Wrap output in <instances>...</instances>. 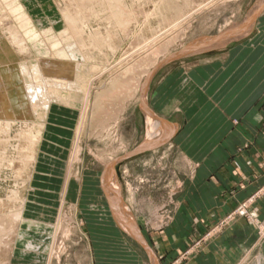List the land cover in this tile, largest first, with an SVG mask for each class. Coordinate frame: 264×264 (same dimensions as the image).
<instances>
[{
	"label": "rangeland",
	"instance_id": "374dc122",
	"mask_svg": "<svg viewBox=\"0 0 264 264\" xmlns=\"http://www.w3.org/2000/svg\"><path fill=\"white\" fill-rule=\"evenodd\" d=\"M183 1L184 0H179L177 5H185ZM186 1L187 4L185 9H182L180 6L182 12H184L183 14L191 13L198 5H205V7L192 14L186 19L187 21L185 20L182 24L166 31L151 46L144 47L146 41L157 34L159 35V33L169 29L173 25L172 23L177 18L176 13L174 11L170 12L168 14L170 19L169 22H163L160 16H152L154 10L153 3L159 2V0H142V3L135 5H132V1L126 0L127 6L136 10H134L135 18L136 22H138L134 23L136 25L131 24L125 33L116 30V35L115 32L112 33L115 29L112 30L111 36L114 41L119 44V47L115 54L107 55L106 59L101 56L96 57L95 64H99L97 61L102 59L101 65H99L103 68L104 72L94 81L95 83L91 94L92 97L107 90L112 80L119 77L125 69L132 67L140 61H144L148 50L152 49L153 46L159 47L163 46L165 42H170L165 53L174 54L180 49L204 37H216L225 34L229 29H232L241 21L247 19V17L253 13L255 4L257 3V0ZM20 4L23 6L20 7V9L30 17L31 22L29 30L32 32L35 31V28L38 32H41L42 30H46L49 26H53L56 33L62 29L63 21L58 11L59 3H53V0H22ZM146 18L150 19H147L148 23H145ZM98 22L99 21L91 22V27L93 26V28H96L97 24L100 23ZM100 26L104 27L103 23H100ZM51 41L53 42V40ZM197 53L199 52L194 51L188 55L163 63V65L157 69L158 71H154L150 79L145 82L140 94L141 98L146 102L151 89L166 70H169L175 65L185 64L187 62L186 57L196 55ZM14 55V61L12 62L14 65L28 61L25 56H18L15 53ZM34 55L37 56L36 54ZM163 55V52L159 54L157 60L161 59L160 61L162 62L161 56ZM16 58L18 60H16ZM118 62H121V64ZM142 72L143 71L140 70L137 76L142 74ZM94 74H97V72ZM144 81L145 78L141 83H144ZM140 95L132 91L117 96V98L112 101L105 100L100 106V109L93 110L92 106L89 105L87 116L84 121L85 128L83 127L79 143L81 147L80 159L78 163H75V167L71 171L73 177L68 184L67 194L62 206H60V193L64 182L67 162L69 160L68 157H70L72 152V141L74 138V130L79 120V112L68 115L60 114L57 116L55 107L50 110L47 117V124L41 134L39 152L37 151L38 162L35 169H32L30 173L33 171H35L33 174L40 172L37 168L39 165L44 166L46 170H50L52 175L50 177L56 180L54 188L49 190L53 195L54 202L43 204V201H40V203H38L40 206L31 204L32 200H34V193L33 195L31 193L34 189H38V186L33 184L37 179V177L35 179V175L33 174L31 183H28L25 188L21 187V191L19 190L21 197L26 199L24 215H26L27 210H34L33 213L36 215L30 212L29 215H34L36 217L43 214V210H45L43 215L47 216L48 226H44L46 230L44 232L43 241L45 243L46 252L51 237L52 227L55 229L56 219H64L61 221V227L63 231H65L64 234H62L64 237H61L62 240L60 236L58 237V240L60 239L61 242L56 245L49 264H100L101 260L105 261L110 259L109 256H106V253L103 255L100 251L107 240L112 238L111 236L114 232V227L110 219L113 217L103 194L102 183L108 184L109 186L113 197L112 203L114 208L117 209L118 212L125 213V216L128 215L126 212L130 214V217L140 230L143 238L145 233L151 234L163 231L170 224L176 209L177 197L182 192L183 182L188 175L187 171L189 169L178 157L177 153L168 145L166 146V143L163 142L162 139L158 138L160 135L158 132L159 123L141 110ZM64 109L66 110L65 107L60 108L61 111H65ZM108 111L111 113L107 117ZM52 113H55L54 115L59 118L69 117L72 119L71 123L68 121L65 125L59 126L69 131V136L60 139L59 143H53L50 138V118H52ZM146 116L151 118L153 125L155 124L156 126L154 130L158 133L157 136H155L156 133L152 135L151 141H149V138L148 140L146 138L148 127L145 119ZM233 122L234 124L236 123V121ZM33 129H25L17 123L12 127L10 135L14 139L11 138L9 141V145L14 146L17 144L16 140L20 139V143L24 144L22 145V150L20 149V154L23 155L25 159L31 158V161V155L34 153V149L30 145V142H33L36 146V144H38V137L41 133L39 129ZM19 133H21V137L17 136ZM0 140H5V136L1 133ZM6 144L8 145L7 142ZM141 144H151L154 145V147L149 151L114 163L113 172L111 170V172L108 173L106 168L111 162L134 150ZM3 148V146H0V152L3 151ZM3 152H6L9 156H13V151L9 146L7 151ZM51 157L53 158V162L50 163L49 161L52 160ZM43 159L47 161L45 165L41 164ZM104 172L105 175L103 174ZM12 176L9 170L3 171L1 174V214H3V212L7 214L10 209H13L12 205L6 202L7 193L14 186V179ZM40 177L43 180L45 179V176ZM104 180L106 182H104ZM42 191L43 190H40V192ZM261 194H264V185L251 196L253 201L250 203L249 207L254 212L255 210L252 208V205L255 199ZM31 195L32 197L30 198ZM25 218L35 221L32 217L28 218L25 216ZM224 218L225 216L219 221ZM248 224L256 229L258 239L264 241V225L258 220V217L257 221ZM214 227L215 224L203 235V237L193 241L191 246L184 251L178 259H175L170 264H181L186 261L188 257L194 255L201 248L205 240L215 232L221 231L226 226L220 227L219 229H215ZM55 233L58 234L57 230H55ZM128 236L131 237L130 235ZM135 242L137 241L135 240ZM36 246L37 251L34 252L35 254L28 253L27 256L24 257L25 259L26 257L36 258V256L40 254L38 252L43 251L39 242L35 244V247ZM7 255L5 251L0 250V259L3 264L9 261ZM35 258L34 263L36 262ZM23 262L22 260L14 264H22ZM124 264L133 263L126 259Z\"/></svg>",
	"mask_w": 264,
	"mask_h": 264
},
{
	"label": "crops",
	"instance_id": "0c3cea01",
	"mask_svg": "<svg viewBox=\"0 0 264 264\" xmlns=\"http://www.w3.org/2000/svg\"><path fill=\"white\" fill-rule=\"evenodd\" d=\"M242 32L241 39L224 48L186 57L189 63L166 70L151 89L146 102L159 119L158 138L186 164L188 175L168 227L144 234L150 252L110 218L114 232L100 249L110 259L100 264H124L126 259L133 264H170L264 185V4ZM55 109L57 116L73 113ZM54 114L50 138L59 143L69 136V131L59 126L72 119ZM145 119L149 128L146 138L151 141L156 126L150 117ZM46 162L43 159L41 164ZM37 168L40 172L34 174L37 179L33 184L38 189L31 193V204L53 203L49 190L56 180L44 166ZM252 208L264 225V194L255 199ZM33 211L27 210L25 216L48 226L45 210L36 217ZM44 234L41 229L33 235L43 251L36 258H24L22 264H45ZM181 264H264V241L245 219L236 218Z\"/></svg>",
	"mask_w": 264,
	"mask_h": 264
},
{
	"label": "bare ground",
	"instance_id": "6f19581e",
	"mask_svg": "<svg viewBox=\"0 0 264 264\" xmlns=\"http://www.w3.org/2000/svg\"><path fill=\"white\" fill-rule=\"evenodd\" d=\"M130 1L132 5L142 3V0ZM21 2L22 0H0V133L5 136V140H0V146L4 147L3 151H7L8 146L13 151V156L0 152V180L2 172L6 170L12 173L14 179V186L9 190L6 198V202L12 205L13 209H10L7 214L0 213V250L8 254L9 260L5 264L20 262L28 253L36 252L35 244L38 241L34 236L37 230L42 229L44 232L46 230L43 224L25 218L26 199L21 197L20 188H25L33 180L32 174L35 171L31 173L30 171L35 169L38 162L37 151L41 145V134L47 124L50 110L56 106L60 108L63 106L73 113L79 112V120L72 141V152L68 157L60 193V206H62L68 184L73 177L71 171L80 159L79 143L89 105L93 110L100 109L105 100L112 101L117 96L132 91L140 95L150 74L172 56L165 53L170 42H165L166 44L159 47L153 46L148 50L144 61L125 69L119 77H114L107 90L92 97L94 81L104 72L100 67L102 59L97 61L100 65L95 64L96 57L101 56L106 59L107 55L116 53L119 44L114 41L111 32L115 29L112 33L115 32L116 35V30L125 33L131 24L137 23L136 10L127 6L126 0H53V3H59L58 11L63 21L62 29L56 33L53 26H49L41 32H38L36 28L32 32L29 30L30 17L20 9L23 7ZM183 2L185 5L180 6L185 9L187 1ZM178 3L179 0H159L153 3L152 16L158 15L163 22H169L168 14L174 11L177 18L169 29L146 41L144 47L151 46L166 31L182 24L192 14L205 7V5H198L195 9L193 7L194 10L191 13L183 14ZM147 19L149 18H146L145 23H148ZM93 21L103 23L104 27L102 28L99 22V24L96 23V28L91 27L90 24ZM162 52L164 55L161 56V62V59L157 60V57ZM14 53L25 56L28 61L14 65L12 63ZM118 63L121 64V62ZM140 70L143 72L137 76ZM96 72L97 74H94ZM144 78V83H141ZM110 113V111L107 112V117ZM17 123L25 129L37 128L41 132L36 146L30 142L34 149L31 155L32 161L31 158L25 159L20 154L24 145L20 143V139L16 140L17 144L14 146L9 145L12 127ZM17 136L21 137V133ZM63 220L57 218L55 229L52 227L45 264L50 263L56 245L61 242L60 239L65 232L61 227ZM41 238L43 240V236ZM0 264H3L1 259Z\"/></svg>",
	"mask_w": 264,
	"mask_h": 264
},
{
	"label": "water",
	"instance_id": "95a60500",
	"mask_svg": "<svg viewBox=\"0 0 264 264\" xmlns=\"http://www.w3.org/2000/svg\"><path fill=\"white\" fill-rule=\"evenodd\" d=\"M263 4H264V0H257V3L255 4L254 10H253V13H251L249 15V17H247V19H244L235 27H233L232 29H229L228 32H226L225 34H222L220 36H216V37H204L203 39H200L197 42L186 46L185 48L181 49L177 53L172 54V56H170L169 59L166 60L165 62L167 63L170 60L182 57L184 55H188L194 51L203 52V51L221 49V48L228 46L231 43L238 41L243 36V32H242L243 27H245L248 24L251 25L253 23L254 19L256 18L257 14L259 13L261 6ZM165 62H163V63H165ZM163 63L160 64V66H162ZM160 66H158L154 71H156ZM154 71L152 72V74L154 73ZM152 74H150L148 80L150 79ZM140 108L147 116H150L155 121L159 122L158 117L150 111V109L147 106V103L141 98V95H140ZM153 147H154V145H151V144L139 145L134 150L124 154L123 156L117 158L115 161L111 162L106 168L108 173L111 172V170L113 172L114 163H116L122 159L130 158V157L139 155L143 152L149 151ZM103 174L105 175V172ZM104 182H106V181L104 180ZM102 188H103V194L106 198L108 207L111 211V215H112L114 221L116 222V224L118 225V227L121 230H123L126 234L130 235L138 243H140L148 252H150L144 238L141 235L140 230L138 229V227L133 222L132 218L130 217V214L128 212H126L128 214L127 216H129V217H127V216H125V213L118 212V210L114 208V205L112 203L113 197H112V193L110 192L108 184L102 183Z\"/></svg>",
	"mask_w": 264,
	"mask_h": 264
},
{
	"label": "built area",
	"instance_id": "2783aa9c",
	"mask_svg": "<svg viewBox=\"0 0 264 264\" xmlns=\"http://www.w3.org/2000/svg\"><path fill=\"white\" fill-rule=\"evenodd\" d=\"M253 201V198L250 197L248 200H246L245 202L239 204L237 206V208L228 213L225 218L221 221H218L215 224V229H219L220 227H224L227 226L230 222H232L233 220H235V218H243L245 219L248 223L257 221V215L256 212H254L253 210L250 209L249 205L250 203Z\"/></svg>",
	"mask_w": 264,
	"mask_h": 264
}]
</instances>
